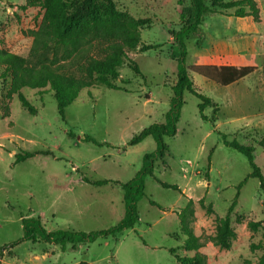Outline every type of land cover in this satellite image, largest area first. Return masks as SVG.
<instances>
[{"label": "rangeland", "instance_id": "1", "mask_svg": "<svg viewBox=\"0 0 264 264\" xmlns=\"http://www.w3.org/2000/svg\"><path fill=\"white\" fill-rule=\"evenodd\" d=\"M113 1L119 14L145 21L139 30L141 46L151 48L130 53L139 74L128 61L119 68L115 83L122 90L100 85L97 76L86 77L90 87L67 108L63 120L53 92L24 89L22 94L38 109L33 116L11 94V75L0 67V263L178 264L169 250L182 245L179 214L188 205L187 221L203 243L198 254L205 264L257 262L264 252V195L259 180L249 178L248 159L227 147L225 140L254 146L255 162L264 175V0H254L258 19L251 22L261 31L255 56L244 48L254 35H238L239 28L251 23L236 18L235 10L213 9L209 0L217 14L204 17L202 33L188 42L187 66L210 65L201 54L220 41L240 46L244 57L233 66H254L257 72L229 87L190 72L196 90L218 103L219 112L214 115L213 108H207L204 121L201 100L184 93L177 134L165 137L169 152L155 162L154 176L145 178L146 196L137 205L139 222L134 229L97 237L76 251L71 245L64 249L22 241L23 219H40L49 232L89 234L117 226L126 212L121 187H94L83 179L128 183L141 171L145 155L156 151L152 138L136 147L127 145L143 129L166 122L179 65V48L171 32L178 31L188 17L191 0ZM44 14V0H0V49L23 57L31 67L57 57L60 72L77 77H85L90 59L106 57L110 43L102 33L72 61H62V49L53 45L33 51ZM217 63L232 65L227 60ZM85 137L99 145L85 142ZM23 153L39 155L16 163V156ZM157 180L179 191L166 189ZM234 202L235 237L231 249L224 250L210 238ZM12 244L17 245L11 248ZM178 253L195 255L180 249Z\"/></svg>", "mask_w": 264, "mask_h": 264}, {"label": "trees", "instance_id": "2", "mask_svg": "<svg viewBox=\"0 0 264 264\" xmlns=\"http://www.w3.org/2000/svg\"><path fill=\"white\" fill-rule=\"evenodd\" d=\"M209 0H191L188 17L183 20V24L178 31H172V37L178 44V74L177 81L173 87V99L171 110L166 116L165 123H156L143 129L134 136L128 143V147H136L146 139L152 138L157 144L156 151L144 157V164L136 177L128 183H119L111 180L90 182L84 178L83 181L94 187H102L109 184H117L124 192L126 212L120 223L105 231L84 233L81 231L57 230L49 232L45 224L40 219H23L24 238L22 241H41L47 244L61 245L64 249L71 245L72 250H78L84 243H90L100 236L115 235L119 232L134 229L139 222L137 205L145 195V178L154 176L155 162L163 159L169 152L165 143V137L177 134V124L180 121L181 110L184 104L183 96L186 91L192 93L201 100L199 111L204 121L207 117L204 112L207 108H213L214 115L219 112V105L213 99L200 94L190 77V72L198 74L208 81L214 82L221 87H229L242 79L257 72L254 66L236 67L231 65H194L188 67L186 62L189 56L187 44L202 33L203 18L209 14H217L211 9H221L224 11L235 10L236 18L247 17L258 19V9L254 0H238L224 2L223 0H212L211 7ZM45 14L42 19L41 29L37 33L34 41L33 51L48 49L53 45L57 49H62L61 60L72 61L80 56L83 50L95 39L97 33L108 40L110 45L107 55L103 59H90L85 67L84 76L77 77L74 74L60 72L57 66V57L48 63H42L38 67L27 65L26 59L16 55L7 49H0V67L11 75L12 83L10 92L13 96H18L21 105L31 115L37 116L38 109L31 101L22 94V90H39L42 94L53 92L57 102L60 117L65 120L66 110L78 98L80 93L90 87L88 79L96 77V81L112 90H122L115 82L120 79L119 68L128 61L133 71L139 74L134 59L130 53L142 49L148 51L151 48L141 46L140 28L146 24L144 20H135L128 15L119 14L113 0H44ZM184 15H182L183 17ZM184 18V17H183ZM87 77V78H86ZM49 88V90H46ZM85 142L99 145L91 137H85ZM225 145L244 155L252 168L249 178L257 179L264 195V175L255 162L256 148L252 145H242L237 141L227 142ZM39 154L23 153L16 156V163L20 164ZM162 187L179 191L177 186L163 184L157 180ZM242 182L241 186L244 185ZM240 186V187H241ZM152 205H156L153 201ZM190 204V203H189ZM236 207L234 202L228 215L221 219L216 234L211 237V242L216 247L229 250L235 233L232 228L231 216ZM188 205L179 214L180 229L184 240L179 248H171L169 252L176 258L178 264H205V258L198 254L203 247V243L192 232L187 221ZM252 228H257L258 224L250 223ZM17 244H12L14 248ZM6 249V248H5ZM194 252V256H180L178 251ZM1 264V263H0ZM87 264V263H81ZM243 264H264V252L257 262L245 261Z\"/></svg>", "mask_w": 264, "mask_h": 264}, {"label": "crops", "instance_id": "3", "mask_svg": "<svg viewBox=\"0 0 264 264\" xmlns=\"http://www.w3.org/2000/svg\"><path fill=\"white\" fill-rule=\"evenodd\" d=\"M224 17L225 18L227 17L231 21H233L234 19L233 17H229V16H224ZM251 19H252L251 17L241 19V20H246L248 21L247 22L248 24L249 23L251 24L245 28H239L238 35L239 33H242V32L250 33L254 35V39L250 40L248 46L244 48H247V51H245L246 53L251 54V56H255L256 45H257V40H258L256 36L258 34L260 35L261 31L255 22H251L252 21ZM242 53L243 52H240V46L238 45L217 41L214 43V46H212L210 51H207L206 53L201 54V55H203L206 58V60H208L207 62H210V65L218 66V63H217L218 61L227 60L228 62H230V64H232L231 66H233L234 61L244 57Z\"/></svg>", "mask_w": 264, "mask_h": 264}]
</instances>
